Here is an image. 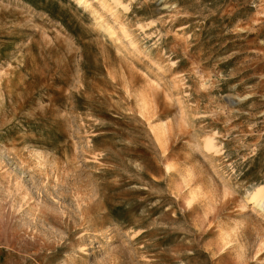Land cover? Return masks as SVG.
Wrapping results in <instances>:
<instances>
[{
    "label": "rangeland",
    "instance_id": "374dc122",
    "mask_svg": "<svg viewBox=\"0 0 264 264\" xmlns=\"http://www.w3.org/2000/svg\"><path fill=\"white\" fill-rule=\"evenodd\" d=\"M260 185L264 0H0V264H264Z\"/></svg>",
    "mask_w": 264,
    "mask_h": 264
},
{
    "label": "bare ground",
    "instance_id": "6f19581e",
    "mask_svg": "<svg viewBox=\"0 0 264 264\" xmlns=\"http://www.w3.org/2000/svg\"><path fill=\"white\" fill-rule=\"evenodd\" d=\"M79 2L83 1L85 3V0H78ZM144 106V104H143ZM145 110V109H144ZM159 127V126H158ZM157 127V128H158ZM157 131V130H156ZM158 133V132H157ZM162 134V133H161ZM159 135V133H158ZM157 138V137H156ZM162 138V137H160ZM160 139H158L159 141ZM161 142V141H160ZM162 143V142H161ZM171 165L170 164H167V169H171ZM247 201L250 202V203H253L254 205H263L264 203V186L263 185H260L258 186L257 188H255L253 190V192H251V194L249 195V197L247 198Z\"/></svg>",
    "mask_w": 264,
    "mask_h": 264
}]
</instances>
